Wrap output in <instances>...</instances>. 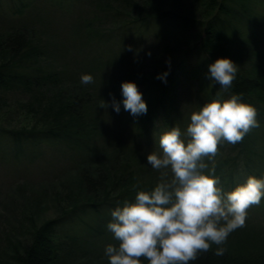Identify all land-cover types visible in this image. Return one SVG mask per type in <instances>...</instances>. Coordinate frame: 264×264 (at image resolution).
<instances>
[{
  "label": "trees",
  "instance_id": "16d2710c",
  "mask_svg": "<svg viewBox=\"0 0 264 264\" xmlns=\"http://www.w3.org/2000/svg\"><path fill=\"white\" fill-rule=\"evenodd\" d=\"M11 1L18 2L14 7L18 14L27 6L23 0ZM254 1L90 0L94 4L92 16L79 28L86 38L93 39L99 46L139 31L124 49L127 50L147 40L148 37L140 33L143 28L160 25L170 29L167 35L155 36L158 42L167 41L163 46L167 49H162L158 57L128 58L125 62L133 63L127 72L113 84L103 83L109 84L108 88L103 87L108 97L105 99L106 95L100 90L79 80L73 82L75 84L70 81L64 84L65 76L54 68L56 65L35 27L14 21L11 27L0 32V89L27 91L29 97L23 105L34 121L18 128L0 126V138L6 136L10 140L15 157L24 153L25 146H38L42 142L91 151V139L97 134L99 117L89 110L98 108L105 100L112 103L113 98L123 107L120 87L123 81L134 82L147 105V114L135 116L137 122L143 124L142 129L153 130L159 137L163 131L173 126L180 128L183 124L177 115L185 113L182 111L184 102L177 89L195 85L196 91L202 94L194 103L197 108L219 93L223 99L239 94L242 102L257 109L260 126L245 135L242 142L231 145L235 151L232 158L227 156L210 168L214 167L213 174L222 177L220 179L226 184L231 182L235 186L243 184L248 176L260 178L264 174V54L255 50L253 41L260 34L259 30H264V24L253 18ZM193 56L197 58L196 65H190ZM118 57L120 60H111L109 65L121 63L125 58L123 54ZM217 58H228L238 66L227 93L210 78L208 66ZM242 61H249L251 67L246 68ZM165 72L168 73L166 82L156 78ZM168 114H172L169 119ZM92 157L96 158L86 154L83 162L76 164L70 180L75 188H68L66 195L71 202L63 206L64 198L58 197L61 213L28 228L8 252V264H61L58 245L52 239L56 227L91 210L95 215L104 214L93 230L102 232L106 222L112 219V209L126 199L134 201L137 191L154 188L152 183L138 180L135 172L128 168L129 164L119 156L110 159L108 155L104 158L105 164L94 162ZM224 164L227 167L220 169ZM70 239L75 241L74 237ZM219 247L225 249L222 256L214 255L217 247L212 245L207 253L189 264H264V248L244 251L237 246ZM141 264L149 262L141 258Z\"/></svg>",
  "mask_w": 264,
  "mask_h": 264
},
{
  "label": "rangeland",
  "instance_id": "374dc122",
  "mask_svg": "<svg viewBox=\"0 0 264 264\" xmlns=\"http://www.w3.org/2000/svg\"><path fill=\"white\" fill-rule=\"evenodd\" d=\"M22 2L27 6L22 9L21 14H18L14 12L17 1L12 3L11 0H0V32L11 27L14 21L35 27V32L42 38L49 56L56 65L54 68L62 71L65 76L64 84L69 81L72 83L80 81L82 74H90L93 83L88 84L89 87L100 90L106 95L103 87L108 88L109 84L103 83L113 84L133 63L131 61L127 63L125 60L141 56L158 57L162 49H167V47L163 48L167 41L158 42L155 36L167 35L170 29H164L160 25L143 28L140 33L148 37L147 40L132 45L127 50L124 49L130 45L139 31L103 46H99L93 39L86 38L79 26L92 16L94 4L90 0H23ZM252 9L253 18L260 19L263 25L264 0H255ZM259 33L253 45L256 51L264 54V30H259ZM118 54H123L125 58L121 63L113 64L120 60ZM111 60L114 61L109 65ZM189 62L190 65H196L197 58L193 56ZM241 63L246 68L251 67L249 61ZM196 90L195 85L181 86L177 89L178 95L184 102L182 111L185 113L177 115L183 123L180 127L182 133L186 131L190 122V113L198 110L194 103L200 100L202 94ZM28 97L29 94L23 89H0V126L18 128L32 124L34 120L23 105ZM105 98H108L107 95L103 97ZM104 103L108 106L102 107ZM111 104L105 100L98 108L93 107L89 110L99 117L97 134L95 139H91V151L72 150L63 144L53 146L42 142L38 146H25L24 153L15 157L10 140L6 136H1L0 264L10 263L8 252L17 244L18 239L24 237L28 228L43 220L55 218L61 213L56 201L58 197L64 198L61 202L63 206L71 202V198L66 196L69 192L68 188H75L70 184V180L76 164H81L86 154L96 156L92 159L101 164L107 163L104 158L108 155L110 159L117 155L123 162L129 164L128 168L135 172L138 180L152 183L154 187L158 183L161 172L153 169L146 159L151 152L161 151L158 145V133L142 129L143 124L137 122L135 116L125 111L122 106L117 113ZM168 115L167 119L172 114ZM218 147L215 158H204L208 169H211L215 162L235 155L231 144L227 142L222 141ZM226 167L227 165L220 166V169ZM205 174L218 177L220 181L218 187L224 191H231L236 187L231 182L226 184L225 180L220 179L222 177L209 173L208 170H205ZM169 177H171L170 171ZM103 215H95L94 211L88 210L68 223L56 227L52 239L58 245L61 264H109L104 250L109 244L118 245L113 234L107 230L106 225L110 221L106 222L102 232L93 231L100 223L99 219L104 218ZM71 237H74L75 241H72ZM221 246H237V249L244 251L264 248V197L259 205H253L247 210L244 227L231 232ZM214 247L218 246L214 245Z\"/></svg>",
  "mask_w": 264,
  "mask_h": 264
},
{
  "label": "clouds",
  "instance_id": "9594fccd",
  "mask_svg": "<svg viewBox=\"0 0 264 264\" xmlns=\"http://www.w3.org/2000/svg\"><path fill=\"white\" fill-rule=\"evenodd\" d=\"M208 70L210 78L227 93L238 66L228 58H217ZM167 74L156 78L166 82ZM80 81L91 84L93 77L82 74ZM120 87L124 110L133 116L147 114L137 85L123 81ZM111 106L119 113L115 98ZM259 126L257 109L242 102L241 95L223 99L218 93L190 113L184 133L178 126L163 131L158 137L161 151L146 157L161 172L158 183L151 191H137L134 201L126 199L110 212L112 219L106 227L118 245L109 244L104 250L109 264H141V258L149 264H189L212 245L218 246L214 255L222 256L225 249L219 246L231 232L244 227L247 210L264 197V174L248 176L243 184L224 191L218 187V177L205 174V170L214 173L215 169H208L204 158H215L222 141L236 145Z\"/></svg>",
  "mask_w": 264,
  "mask_h": 264
}]
</instances>
